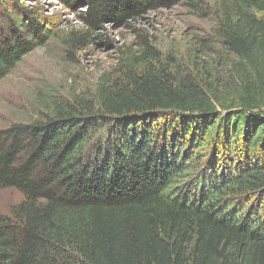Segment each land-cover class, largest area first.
I'll return each instance as SVG.
<instances>
[{
    "label": "trees",
    "instance_id": "16d2710c",
    "mask_svg": "<svg viewBox=\"0 0 264 264\" xmlns=\"http://www.w3.org/2000/svg\"><path fill=\"white\" fill-rule=\"evenodd\" d=\"M78 1L92 32L182 0H63ZM221 4L218 36L241 87L230 103L191 74L142 65L0 132V189L25 196L0 215V264H264V0ZM45 21L0 0V82L46 42ZM99 124L101 155H78ZM207 145L190 192L167 194L187 151Z\"/></svg>",
    "mask_w": 264,
    "mask_h": 264
},
{
    "label": "rangeland",
    "instance_id": "374dc122",
    "mask_svg": "<svg viewBox=\"0 0 264 264\" xmlns=\"http://www.w3.org/2000/svg\"><path fill=\"white\" fill-rule=\"evenodd\" d=\"M21 3L28 9L40 10L50 33L42 46H36L0 82V132L45 120L57 102L71 103L83 94L91 99L102 78L124 79L130 70L142 65L163 69L176 78L191 74L225 104L233 101L240 91L233 70L234 57L218 36L226 17L221 0H182L123 24L107 21L92 32L85 23L87 9L82 1L73 7L63 0H21ZM87 31L90 34L85 39L82 35ZM103 127L104 124H99L88 133L78 155L91 154L92 158L101 155L97 141L106 133L99 135L98 130ZM157 132L166 134L164 125ZM209 148L207 145L206 150L194 157L187 151L183 170L173 178L167 194L173 197L182 196L185 190L190 192L208 165ZM229 197L227 194L221 199ZM24 200V194L18 190L0 189V215L10 217Z\"/></svg>",
    "mask_w": 264,
    "mask_h": 264
}]
</instances>
